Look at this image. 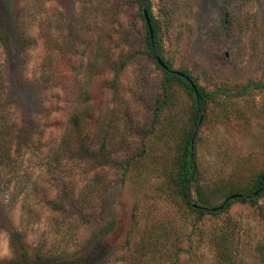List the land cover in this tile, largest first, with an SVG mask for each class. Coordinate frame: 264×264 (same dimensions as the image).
Returning a JSON list of instances; mask_svg holds the SVG:
<instances>
[{
	"label": "rangeland",
	"instance_id": "rangeland-1",
	"mask_svg": "<svg viewBox=\"0 0 264 264\" xmlns=\"http://www.w3.org/2000/svg\"><path fill=\"white\" fill-rule=\"evenodd\" d=\"M150 4L163 61L211 94L193 195L214 208L264 172V0ZM148 37L137 0H0V264H264V197L202 219L179 198L196 103L165 97Z\"/></svg>",
	"mask_w": 264,
	"mask_h": 264
},
{
	"label": "trees",
	"instance_id": "trees-1",
	"mask_svg": "<svg viewBox=\"0 0 264 264\" xmlns=\"http://www.w3.org/2000/svg\"><path fill=\"white\" fill-rule=\"evenodd\" d=\"M137 2L141 7L142 18L146 24L144 10H147L150 19H152L150 0H137ZM146 28L149 34L148 37L150 44L149 56L158 65L156 57L160 56L161 52L158 48L156 31L152 24L153 35H154L152 39L147 24H146ZM124 63L127 64L128 61L126 60ZM166 65L168 66L167 63ZM168 68L169 70H163L161 68L165 73V81L163 82L165 97L167 96L171 85L179 84L185 87L194 96L196 103V114L194 118L193 127L185 136L183 140V144L181 146L180 154L176 161V174L174 177V185L176 187L178 196L181 199L183 205L186 208H188L190 211L196 213L198 219H202L207 214H218L221 212H225L229 210L233 206V204L237 202L243 204L256 205L258 201L262 197H264V172H262L255 179L253 185L247 191L238 192L229 195L224 200V202L217 207L212 208L195 202L193 191H194L195 181L199 174V168L196 159L197 156L196 140H197L198 132L200 130L201 123L203 121L200 113L203 109H205V104L210 99L211 94L205 92L200 86L196 85L187 73L182 72L184 76L181 77L171 72L173 70L169 66ZM191 82L195 84L196 89L192 87ZM261 87H264V84ZM13 242L14 244H16V246L22 247V243L20 242L19 235L13 234ZM55 263L57 262H53L51 258H44V257L40 258L39 260H31L28 258L27 254L24 253L22 254L21 259H14L8 264H55Z\"/></svg>",
	"mask_w": 264,
	"mask_h": 264
},
{
	"label": "water",
	"instance_id": "water-1",
	"mask_svg": "<svg viewBox=\"0 0 264 264\" xmlns=\"http://www.w3.org/2000/svg\"><path fill=\"white\" fill-rule=\"evenodd\" d=\"M144 16H145L146 24H147L148 29H149L150 34H151V38L153 39L154 35H153L152 23H151V19H150V16H149L147 10H144ZM156 60H157L158 65H159L163 70H169L168 66L166 65V63L163 61V59H162L160 56H157V57H156ZM171 72H173V73H175V74H177V75H179V76H181V77L184 76V74H183L182 72H178V71H171ZM191 84H192V87H193L194 89H196L195 84H194L193 82H191Z\"/></svg>",
	"mask_w": 264,
	"mask_h": 264
}]
</instances>
